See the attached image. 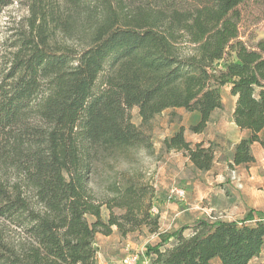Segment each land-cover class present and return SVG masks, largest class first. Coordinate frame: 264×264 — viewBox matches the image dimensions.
Here are the masks:
<instances>
[{"label": "trees", "instance_id": "trees-1", "mask_svg": "<svg viewBox=\"0 0 264 264\" xmlns=\"http://www.w3.org/2000/svg\"><path fill=\"white\" fill-rule=\"evenodd\" d=\"M248 1L0 0V264H95L97 235L141 227L157 237L145 247L147 264L261 256L264 211L160 232L152 189L115 183L98 198L89 186L101 159L151 149L130 110L142 126L166 110L196 113L188 130L198 134L222 108L224 86L236 97L234 124L250 133L229 166L254 162L250 146L262 144L264 127V37L240 38L239 7ZM14 8L25 15L16 20ZM183 132L164 138L162 149L210 170L212 145H192Z\"/></svg>", "mask_w": 264, "mask_h": 264}, {"label": "rangeland", "instance_id": "rangeland-1", "mask_svg": "<svg viewBox=\"0 0 264 264\" xmlns=\"http://www.w3.org/2000/svg\"><path fill=\"white\" fill-rule=\"evenodd\" d=\"M241 17L238 22L239 35L252 43L256 36L263 33L264 0H250L239 7ZM9 15L18 20L25 15L23 9H11ZM8 13H6L8 15ZM2 20H6L3 17ZM3 25V23H2ZM225 105H229L228 96H224ZM223 108V105H222ZM224 111V110H223ZM225 112V111H224ZM132 123L149 137L151 149H130L114 159H101L94 165L89 186L98 198L111 195L109 187L115 183L135 182L152 189L154 198L152 206L154 214L159 217L161 230H172L183 223L189 224L196 217L208 221L229 220L239 216L242 203L241 181L236 171H227L225 187L218 185L214 177L195 169L188 160L176 152H165L161 147L162 139L171 134L172 128L182 122L190 124L191 117L183 109L164 111L156 116L149 124L142 126L137 109L129 111ZM227 113V112H225ZM188 130V128H187ZM186 134H189V130ZM223 156L217 157L215 162H222ZM11 175V174H10ZM198 181L196 188L193 184ZM219 188L224 192H219ZM211 189L210 192L208 190ZM201 191V194L197 192ZM177 191L183 194L180 196ZM115 214L120 211L114 209ZM107 212L102 210V218L106 219ZM91 220V219H89ZM3 231L4 221H0ZM95 244L109 248L107 255L120 264L125 257V248L131 255H138L137 264L146 261L145 247L157 241L155 234L141 227L125 237L117 232L109 238L98 235ZM101 254L102 252L99 251ZM103 255V254H102ZM264 260V252L259 257Z\"/></svg>", "mask_w": 264, "mask_h": 264}, {"label": "crops", "instance_id": "crops-1", "mask_svg": "<svg viewBox=\"0 0 264 264\" xmlns=\"http://www.w3.org/2000/svg\"><path fill=\"white\" fill-rule=\"evenodd\" d=\"M263 33L256 36L254 38V42L262 37H264V25L262 26ZM241 40L248 41V39L240 36ZM224 96H228L229 105H225L226 100ZM220 97L223 108L214 110L210 115V118L206 124V127L203 132L194 134L187 130L190 125H194L198 122L199 116L196 113H188L191 117V122L187 126H185L182 122L178 123L172 128L171 136L174 134L180 127L184 128L183 136L185 140L189 143L197 144L203 143L204 145L211 144L213 147V161L210 170L203 171L206 175L211 176V178H215V182H219L218 185L222 188L225 187L224 182H227V171H236L237 177L241 181V195H242V203H240L239 216L236 218L229 219L238 220L242 218L248 211H256L263 212L264 211V127L259 132L258 136L262 144L254 142L250 146V154L254 159V162L247 165H239V166H229L231 164L232 154L234 152L235 145L249 136V131L239 129L233 122L232 113L235 107L236 97L230 94V86H224L220 88ZM177 110V109H174ZM227 112V113H225ZM170 111V110H167ZM186 130L189 134H186ZM167 136V137H169ZM163 140V139H162ZM175 152V151H171ZM183 156L181 152H176ZM223 156L222 162H215L214 159L217 157ZM186 160L187 157L183 156ZM189 161V160H188ZM190 163V162H189ZM191 164V163H190ZM192 166V164H191ZM199 171V170H198ZM198 181L193 184L194 188H196ZM211 189L208 190L210 192ZM219 192H224L223 189L219 188ZM201 194V191L197 192ZM197 219H202L200 217H196L189 224L183 223L179 225V227L183 225H191ZM159 223V231L164 232L160 228V221L158 217ZM178 227L169 230L173 231ZM166 231V230H165ZM168 231V232H169ZM116 230L113 228V232L111 235L115 234ZM109 236H104L105 238H109ZM99 236H96V241ZM97 252L95 258V264H120L118 258L115 260H111L113 258L107 255L108 247L100 248L99 245H96ZM101 251L102 254L99 252ZM142 264H147L146 261H143ZM249 264H264V260L260 258H255L249 262Z\"/></svg>", "mask_w": 264, "mask_h": 264}, {"label": "built area", "instance_id": "built-area-1", "mask_svg": "<svg viewBox=\"0 0 264 264\" xmlns=\"http://www.w3.org/2000/svg\"><path fill=\"white\" fill-rule=\"evenodd\" d=\"M177 192L180 196H182L183 193L181 191H177ZM150 212L154 214L155 211H154L153 206L151 207ZM137 261H138V255H131L129 253V250L125 248V257L122 259L121 263L122 264H137Z\"/></svg>", "mask_w": 264, "mask_h": 264}]
</instances>
